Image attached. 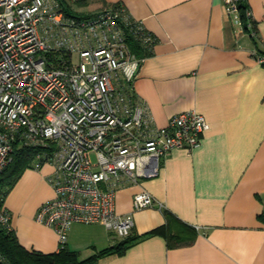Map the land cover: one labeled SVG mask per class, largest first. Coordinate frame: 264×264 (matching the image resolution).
I'll use <instances>...</instances> for the list:
<instances>
[{
  "label": "crops",
  "instance_id": "1",
  "mask_svg": "<svg viewBox=\"0 0 264 264\" xmlns=\"http://www.w3.org/2000/svg\"><path fill=\"white\" fill-rule=\"evenodd\" d=\"M117 4L153 37L134 91L156 126L196 110L209 127L196 148L174 149L157 177L141 182L161 210L133 211L138 187L116 192L114 212L133 211L135 239L126 247L100 256L122 239L97 223H72L66 247L80 259L97 256L93 264H264V67L254 60L264 52V0L246 1L254 38L227 20L223 0H95L72 8L93 13ZM52 171L29 163L3 201L19 244L41 254L58 247L55 231L34 220L53 197ZM188 235L189 243L175 244Z\"/></svg>",
  "mask_w": 264,
  "mask_h": 264
},
{
  "label": "built area",
  "instance_id": "2",
  "mask_svg": "<svg viewBox=\"0 0 264 264\" xmlns=\"http://www.w3.org/2000/svg\"><path fill=\"white\" fill-rule=\"evenodd\" d=\"M92 1L0 0V175L23 150L32 152L34 170L52 166L46 181L53 197L34 220L55 231L57 250L72 223L101 224L125 238L133 211L161 210L141 182L157 177L174 149L196 148L209 127L196 110L156 126L134 91L146 56L126 42L133 36L149 50L153 37L120 4L93 13L72 8ZM223 1L227 20L254 38L247 0ZM254 60L264 67V52H254ZM127 186L138 187L133 211L119 215L114 196ZM2 194L0 228L11 231Z\"/></svg>",
  "mask_w": 264,
  "mask_h": 264
},
{
  "label": "trees",
  "instance_id": "3",
  "mask_svg": "<svg viewBox=\"0 0 264 264\" xmlns=\"http://www.w3.org/2000/svg\"><path fill=\"white\" fill-rule=\"evenodd\" d=\"M244 8V5H241ZM66 11L75 14L71 9L67 8ZM130 51L138 57L148 55V50L143 49L139 42L133 36H128L126 39ZM30 150H23L16 153L14 161L9 165L0 175V192L4 195L7 190L13 185L14 181L19 176L20 172L26 168L30 163ZM188 230L191 229L188 227ZM193 234V233H192ZM191 234V235H192ZM190 235V234H189ZM176 240L175 244H186L191 240V236ZM115 245V247L104 249L99 255L107 254L110 252L121 251L126 245L134 240L130 234ZM0 264H93L97 256H91L85 259H80L77 252L69 250L66 246L53 253L44 254L34 250H27L19 244L14 232L6 231L0 228Z\"/></svg>",
  "mask_w": 264,
  "mask_h": 264
},
{
  "label": "rangeland",
  "instance_id": "4",
  "mask_svg": "<svg viewBox=\"0 0 264 264\" xmlns=\"http://www.w3.org/2000/svg\"><path fill=\"white\" fill-rule=\"evenodd\" d=\"M77 8H78V7H77ZM77 8H76V9H77ZM81 9H82V11H83L84 8H81ZM77 10H78V9H77ZM82 13H84V12H82ZM30 163H31V162H30Z\"/></svg>",
  "mask_w": 264,
  "mask_h": 264
}]
</instances>
